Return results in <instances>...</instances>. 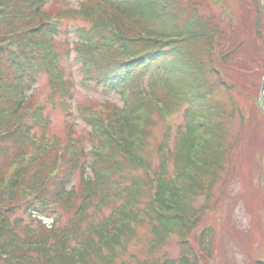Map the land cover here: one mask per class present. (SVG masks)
<instances>
[{
  "label": "trees",
  "instance_id": "16d2710c",
  "mask_svg": "<svg viewBox=\"0 0 264 264\" xmlns=\"http://www.w3.org/2000/svg\"><path fill=\"white\" fill-rule=\"evenodd\" d=\"M44 1L0 0V264H115L135 237L140 207L153 238L172 233L184 241L179 259L159 264H198L185 243L201 212L192 200L212 187L225 157L224 112L211 97L207 73L213 72L200 54L213 52L221 31L208 17L192 14L195 5L189 14L182 11L185 0H111V9L85 2L77 13L42 10ZM65 27L76 37L65 52H73L83 81L114 88L123 101L82 112L90 125L88 151L79 137L62 146L33 130L45 128L44 108L28 93L36 77L48 74L51 99L74 85L56 65L60 49L53 36L63 28L67 33ZM149 71L150 88L142 91L139 75ZM186 103L185 126L172 148L164 134L152 167L145 148L151 115L164 117ZM77 171L78 187L67 189ZM56 205L74 210L68 224L57 226L56 219L50 227L31 226L16 216L18 210L50 215ZM109 205V217L93 220L94 210ZM210 234H200L203 249Z\"/></svg>",
  "mask_w": 264,
  "mask_h": 264
},
{
  "label": "rangeland",
  "instance_id": "374dc122",
  "mask_svg": "<svg viewBox=\"0 0 264 264\" xmlns=\"http://www.w3.org/2000/svg\"><path fill=\"white\" fill-rule=\"evenodd\" d=\"M78 1L45 0L42 10L69 6L77 13ZM185 1L182 11L189 14L192 5H195L192 14L208 17L221 31V39L213 52L207 57H204L205 52L200 55L204 66L213 72L207 73L208 82L213 86L211 97L218 102L215 106L224 112L220 122L225 152L221 166L217 167L215 183L192 200V205L196 209L200 208L201 212L195 225H191L190 231L185 235L189 244L185 243L188 248L190 245L189 249L197 256L198 264H255V261L264 264V0ZM88 4L92 8L112 7L110 2L101 4L99 1H89ZM66 21L70 24V20ZM65 28L70 30L68 40L64 28L53 36L62 54L58 66L63 68V75H74L76 85L68 93L57 97L54 104L48 97L47 74L40 73L29 92L32 91L34 101L44 105L49 129L36 126L33 130L37 135L46 134L47 138H52L51 134L55 133L62 143H66L69 136L76 135L81 138L83 149L88 151L91 148L88 139L90 125L76 113V107L80 111L84 108L81 106L97 109L99 105L104 108L122 106V96L117 90L102 88L95 81H83V76L77 71L78 65L73 54L65 55V46L74 35L73 30ZM157 64L158 62L152 64L153 69ZM152 74L154 71H149L144 77L140 74V85L136 86L142 91L149 89ZM217 74L221 78H216ZM218 79L220 83L217 82ZM143 93L141 92V96L146 98L148 94ZM187 107L186 103L174 111L166 114L164 112V117H160L159 112L151 115L152 120L147 128L150 134L146 137L145 148L152 167L158 163L157 145L164 134L168 135L172 148L175 137L185 126ZM89 159L88 157L87 160ZM172 164L170 159L169 176L174 174ZM61 174L62 172L59 176ZM80 176L82 174L75 172L72 184L70 182L67 189L73 184L77 188ZM148 191L151 192L150 187ZM141 208L136 210L134 219L138 220L135 237L128 243L126 251H118L115 264H159L165 260L179 259L183 249L181 243L184 241L180 240L178 234L172 233L166 234L163 239H158L157 236L153 238L151 222L142 215ZM110 209L112 208L109 205L103 206L99 211L94 210L93 220L109 217ZM73 213L71 208L56 206L54 212L42 218L47 223L58 219L55 225L62 226L69 223ZM16 216L22 217L23 223L30 222L31 226H35L38 220L34 215L29 216L21 210L17 211ZM206 229L211 232L209 243L203 242L208 246L207 250L199 242L203 230ZM21 234L23 236L25 231H21Z\"/></svg>",
  "mask_w": 264,
  "mask_h": 264
},
{
  "label": "water",
  "instance_id": "95a60500",
  "mask_svg": "<svg viewBox=\"0 0 264 264\" xmlns=\"http://www.w3.org/2000/svg\"><path fill=\"white\" fill-rule=\"evenodd\" d=\"M262 96L264 97V80H263Z\"/></svg>",
  "mask_w": 264,
  "mask_h": 264
}]
</instances>
